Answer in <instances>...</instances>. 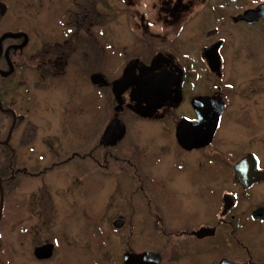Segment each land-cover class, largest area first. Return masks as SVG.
I'll use <instances>...</instances> for the list:
<instances>
[{
    "label": "flooded vegetation",
    "instance_id": "1",
    "mask_svg": "<svg viewBox=\"0 0 264 264\" xmlns=\"http://www.w3.org/2000/svg\"><path fill=\"white\" fill-rule=\"evenodd\" d=\"M151 1L156 21L140 26L139 47L112 59L99 46L93 55L92 47L75 45V31L92 17L84 0L70 9V0H0V264H20L21 254L40 264H81L56 242L52 221L89 176L129 185L110 223L115 234L145 225L161 240L145 250L123 241L114 260L103 259L102 246L89 247L92 264H138L127 257L146 253L153 256L142 264H264V0ZM55 7L61 13L50 19ZM55 20L74 32L52 38L42 24ZM239 36L248 42L236 43ZM95 74L108 84L93 83ZM119 99L124 111L117 114ZM112 123L125 129L114 146L104 142ZM225 123L244 131L224 133ZM133 128L138 134L121 147ZM173 144L185 155L208 154L196 161L201 170L214 168L215 181L192 183L201 207L179 208L171 218L157 186L163 182L148 166L161 165ZM33 208L49 238L3 249L7 219ZM43 246L51 247L45 258L37 254Z\"/></svg>",
    "mask_w": 264,
    "mask_h": 264
},
{
    "label": "rangeland",
    "instance_id": "2",
    "mask_svg": "<svg viewBox=\"0 0 264 264\" xmlns=\"http://www.w3.org/2000/svg\"><path fill=\"white\" fill-rule=\"evenodd\" d=\"M151 2V0H84L88 12L92 13V17L88 16L87 20L82 23L83 26L75 31L78 35L75 45L92 47L93 55H95V48L99 46L103 50V55L112 59H114L113 53L117 54L118 59L130 54L139 47L136 40L138 39L137 35L142 34L140 26L151 27L150 25L156 21ZM72 3L73 0H70L71 5L64 7L67 9L73 8ZM79 11H82V9L77 10L78 13ZM60 13V8L55 7L53 14H50V19L56 18ZM79 18L77 15L71 17L72 20H79ZM55 21L42 24L46 30L48 29L52 38L60 36L59 33L62 30H64L63 34L65 31L70 35L74 32L69 25ZM58 39L67 38L61 36ZM235 42L247 43L248 38L239 36L235 39ZM71 83L73 87L80 85L81 77L79 74L75 77L72 76ZM110 107V102L104 100V119L111 115ZM261 121L264 122V119L262 118ZM244 129L247 132L251 131L247 127ZM136 130V128L131 129L130 134L122 140L121 147L125 146L123 142L126 138H132L138 134ZM148 131L152 136H155L157 133L156 125L150 126ZM222 131L238 135L244 130L240 126L225 123ZM140 137H147V134H140ZM162 141H165V139L162 138L158 142ZM158 142L157 145L153 144L155 148H158ZM249 146V142L241 145L242 149H247ZM257 149L261 152L260 147H257ZM207 155L203 153L198 156L185 155L181 153L176 144H173L165 152L161 165L148 166L151 176L156 182L164 183V185L162 183L157 186L160 195L164 196V201L167 204L164 209L166 210V216L173 218L179 215V208L185 211L188 208L192 210L193 207H201L200 202L195 201V190L191 193V185L195 183L203 186L209 181L214 184L215 177L209 172L210 169L214 168L208 167L204 171V169L201 170L202 168L199 165L200 162L207 161ZM197 158L200 162L196 161ZM180 161L183 163L185 171H179ZM127 184H118L107 176L103 180H97L95 176H89L84 187L78 188L81 194L75 191V197L70 196L69 199L67 198L59 204L58 216L55 221H52V223L54 222L53 230L55 236L58 237L56 242L61 244L62 247L71 249V260L73 259V261H78L81 264L82 261L92 264V252L87 251L89 247L95 250L97 246H102L103 259L108 260L112 257V260H114L118 255L120 243L123 241L125 243L131 240L130 242H134L133 244L138 250L155 248L161 243L160 236L156 234L157 230L153 227L142 225L137 228L133 235H130V233L129 235L115 234L110 227L111 220L118 214L117 204L120 203V196L127 195L130 191ZM33 209L21 218L7 219L8 223L3 230L2 237L3 249L7 247L17 251L20 248L17 245L19 243L37 244L49 238L48 233L45 232V225L38 226V223H41V218L36 216V208ZM51 218L53 216H47V220ZM39 228L43 230V234L39 232ZM24 230H27L30 235L21 233ZM18 233L21 234L18 235ZM41 237L43 238L41 239ZM175 237V235L172 236V242H176ZM67 238H69L67 243L70 245H66ZM19 258H21L20 261H23L20 264H40L32 259H27L23 254Z\"/></svg>",
    "mask_w": 264,
    "mask_h": 264
},
{
    "label": "water",
    "instance_id": "3",
    "mask_svg": "<svg viewBox=\"0 0 264 264\" xmlns=\"http://www.w3.org/2000/svg\"><path fill=\"white\" fill-rule=\"evenodd\" d=\"M92 80H93V83H95V84H100V83H105L106 85L108 84L107 80L100 74L93 75ZM115 86H117V84ZM115 92L118 93V91L116 90V87H115ZM117 104H118V106L115 108V112L117 114H120V113H122L124 111V102H122L119 99L117 101ZM124 133H125L124 127H122L118 123H112L108 127V129H107V131H106V133L104 135V142H106L107 144H109L111 146H114V145L117 144L119 139L124 135ZM236 178L237 179H243L244 178L240 174V170L239 169L236 170ZM115 225H117V223ZM50 249H51V247H49V246H43L41 248H37V254L41 258L48 257V253L50 252L49 251ZM150 256H153V254L146 253V254H144L142 256H135L134 258L132 257V255H130V256L127 257V259H129L130 261L133 260V259H136V262L140 260V262L138 264H142L143 260L144 259L146 260V258L149 260ZM127 262H128V260H127Z\"/></svg>",
    "mask_w": 264,
    "mask_h": 264
}]
</instances>
